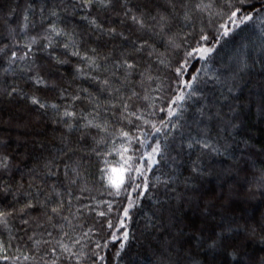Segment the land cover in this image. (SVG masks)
<instances>
[{"label":"trees","instance_id":"trees-1","mask_svg":"<svg viewBox=\"0 0 264 264\" xmlns=\"http://www.w3.org/2000/svg\"><path fill=\"white\" fill-rule=\"evenodd\" d=\"M105 4L0 0V264H264V0ZM121 130L134 179L117 194Z\"/></svg>","mask_w":264,"mask_h":264},{"label":"snow or ice","instance_id":"snow-or-ice-1","mask_svg":"<svg viewBox=\"0 0 264 264\" xmlns=\"http://www.w3.org/2000/svg\"><path fill=\"white\" fill-rule=\"evenodd\" d=\"M78 2H79V3L81 4V6H83V7H87L88 5H91V4H93V3H97V2H99V3H101V4H105V0H78ZM109 2H110V0H109ZM105 6H107V5L105 4ZM197 7H199V5H197ZM53 15H55V13H53ZM236 15H237V12L234 11V12L232 13V16L229 17V19L231 20L232 17H235ZM25 18H26V17H25ZM245 19H250V17H245ZM133 20L136 21L137 23H140V24H141V27H143V23H142V21L138 20L136 17H133ZM233 22H234V21H233ZM241 22H243V21H241ZM90 23H92V24H93L95 27H97V28L100 27L99 25L96 24V21H95V20L90 21ZM159 23H160V32L157 33V34L162 36L163 33H164L165 18H164V17H161ZM222 27H223V26H222ZM111 31L114 32L115 30L112 29ZM53 34H54L55 36H61V35H64L63 32L57 30V29L55 28V26L53 25L52 28H51V32L48 33V34H46V36L44 37V38L48 41L47 44L43 45V47H44L45 49H46V48H49V47H54V45H55V41H54V39H53ZM227 34H228V30L225 29V31H224V35H227ZM202 39L207 40L208 37L204 36V37H202ZM37 43H38V39H37L36 37H33V38L31 39L30 43L25 45V47L28 48V52H31V51H32L31 45H34V44H37ZM168 43L171 44V43H172V40L169 39V40H168ZM70 46H71V47H75V42L72 41V42H70V43H65V44L63 45V47H64L65 49H68ZM143 47H144V45H141L140 48H137L136 50H137V51H140ZM2 51H3V49H0V52H2ZM93 51H95V50H93ZM210 51H211V49H203V48H201V49H194L193 52H189V53H188V56L191 57V56L193 55L194 52H200V53H201V57H200V58L203 59V58H204V55H205L206 53L210 52ZM28 52H26L23 56H20L19 59H21V60L25 59V57L28 56ZM71 54H72L73 56H77V57H80L81 59L87 60V61L89 62V66H90V67L93 66V65H96V61H95L94 59H92L91 57H87V56H83V57H81V54H80V52H79L78 50L73 51ZM12 58H13V59L16 58V53H15V52H13V54H12ZM57 62H58V63H63V62H65V61H60V60L57 58ZM125 63H126V62H125ZM122 66H123V65H120V64L117 65L118 68H119V67H122ZM126 67H127V70H131V69H133L135 66H134L133 64H127ZM182 67H183V65L181 66V68H182ZM77 71L79 72V71H81V70H80V69H77ZM179 73H180V69H177V74H179ZM91 79H93V80H97L98 78L95 77V76H92ZM193 79H195V77H193ZM37 82H38V83H44L43 80H38ZM99 83L101 84V91H102V92H103V91H108V90L111 88V85H110V83H109V80H107V79L102 80V81H99ZM184 86L187 87V88H191V87H192V83H191V82H188V83H186ZM112 91L119 92L120 90H119V89H113ZM110 95H111V92H110ZM134 98H136L137 100L140 98V97H139V94H138L137 92H135V91L132 92V94H131L130 96L127 97V100H125L123 97H120V100H121V102H122V103H121V106H122V108H123L126 112L130 110V107L134 106V105H130V103H129V102L133 101ZM148 98H149L148 96L143 97V99H145V100H147ZM183 99H184V96L181 95V96L177 97V100H176V101H173V103H176L177 101H181V100H183ZM32 102H33L34 104L38 103V101H37L36 99H33ZM40 106H41V107H44L43 104H41ZM53 107H55V105H53ZM113 107H117V105H113ZM175 114H176V113H175L174 111H170V112H169V117H171V116H173V115H175ZM64 115H65V116H69V117H71V116L74 115V113H73V112H65ZM130 115H131V116H135L136 119H140V116H138V115L136 114V112H134V111H131V112H130ZM84 118L86 119L87 117H84ZM124 118H126V117H124V116H123V113H122V115H121V119H124ZM128 123L131 124V123H132V120H131V119H128ZM145 123H147V121H145ZM87 126L95 127L96 129L99 130V132H103V133H105L107 136H112V135H114V133H109V127H110V125H109L107 122L93 123V121L90 120ZM156 131L158 132L159 129H156ZM143 135L145 136V139L139 141L141 147H144V146L147 145V143H148V141H147V135H148V134H147V133H144ZM118 138L121 140V148L115 149V151L119 152V154L121 155V157H122V161H123V164H122L121 167H119V168H112V169L110 170V171H111V175L109 176V182H110V185H111L112 187H114V188L117 190V194H119V190H120L121 186L125 183V173H129V175H128V180H129V181H132V180L134 179V177H132V176L130 175V173L133 171L132 165H131V163H130V161L132 160V157H130V156H126V155H125V154L129 151V147H124V146H123V142H124V141H127L128 144L131 145V144L134 142L133 137L130 135V133H129L128 131H123V130H121V131L119 132V137H118ZM136 139L139 140V137H137ZM103 140H104V138H102V140L99 141L98 143L103 142ZM149 146L151 147V151L148 152L146 156H143L142 159L145 160V161L148 163V166H149V167H151V165H154V164L156 163V158H155V157H156V155L160 152V146H159L158 143H157L155 146H151V145H149ZM113 147L115 148V142H114V144H113ZM205 147H207V145H205ZM106 163H107V161H106ZM124 165H127V167H124ZM135 172H136L137 174H140V173L142 172V169H141L140 167H137V168H135ZM74 182H75V181H73V183H74ZM137 187H139V185H137ZM57 195H59V193H57ZM46 199H50V196L47 197ZM32 207H33V205H32L31 203H28V204L25 205V208H32ZM61 207H62V205H61ZM20 211L23 212L24 209H21ZM59 211H60V208H59V207H53V208L51 209V212L54 213V214H59ZM124 214H125V216H127V209H125ZM7 215H9V214H8V213H5V212H3V211H0V222H3L4 218H5ZM100 215H103V213H100ZM51 219H52V216L49 215V216H48V220H51ZM24 223L27 224V223H29V221H28V220H24ZM110 226H111V225H110ZM121 227H123V224H121ZM49 235H51V233H49ZM126 238H127V234L125 233V239H126ZM36 243L39 244V241H36ZM57 244H59V241H57ZM0 250H2V249H0ZM65 250H66V251H70V250L67 249V248H65ZM4 258L7 259V257H4ZM25 259H28V257L25 256Z\"/></svg>","mask_w":264,"mask_h":264}]
</instances>
